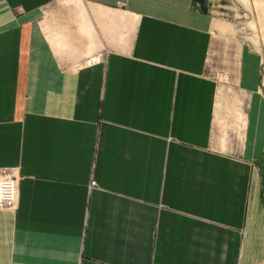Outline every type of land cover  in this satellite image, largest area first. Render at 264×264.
I'll use <instances>...</instances> for the list:
<instances>
[{
	"label": "crops",
	"instance_id": "obj_1",
	"mask_svg": "<svg viewBox=\"0 0 264 264\" xmlns=\"http://www.w3.org/2000/svg\"><path fill=\"white\" fill-rule=\"evenodd\" d=\"M57 1L0 0V172L19 176L0 264H264L256 50L222 149L208 1Z\"/></svg>",
	"mask_w": 264,
	"mask_h": 264
},
{
	"label": "rangeland",
	"instance_id": "obj_2",
	"mask_svg": "<svg viewBox=\"0 0 264 264\" xmlns=\"http://www.w3.org/2000/svg\"><path fill=\"white\" fill-rule=\"evenodd\" d=\"M205 1H208L209 10L218 19L206 70L217 84L214 124L221 131L223 149V142L232 131L239 140L242 137L246 101L241 98V91L236 83L241 46L256 50L257 61L264 73V0H204V3ZM54 3L50 9L57 6L58 11L77 14L87 11L79 0H58ZM221 32L223 36L220 37ZM260 90L258 92L264 94V85Z\"/></svg>",
	"mask_w": 264,
	"mask_h": 264
},
{
	"label": "built area",
	"instance_id": "obj_3",
	"mask_svg": "<svg viewBox=\"0 0 264 264\" xmlns=\"http://www.w3.org/2000/svg\"><path fill=\"white\" fill-rule=\"evenodd\" d=\"M18 182L19 176L14 170L3 169L0 172V210L15 211L19 198Z\"/></svg>",
	"mask_w": 264,
	"mask_h": 264
}]
</instances>
